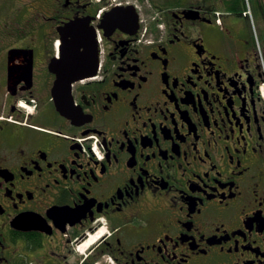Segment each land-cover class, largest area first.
Here are the masks:
<instances>
[{"label": "flooded vegetation", "instance_id": "1", "mask_svg": "<svg viewBox=\"0 0 264 264\" xmlns=\"http://www.w3.org/2000/svg\"><path fill=\"white\" fill-rule=\"evenodd\" d=\"M35 2L0 40V264H264V0H182L153 39L104 19L124 0Z\"/></svg>", "mask_w": 264, "mask_h": 264}, {"label": "water", "instance_id": "2", "mask_svg": "<svg viewBox=\"0 0 264 264\" xmlns=\"http://www.w3.org/2000/svg\"><path fill=\"white\" fill-rule=\"evenodd\" d=\"M127 9H129V11L132 13L136 11L132 5L127 6ZM119 15L120 14L119 11H117V8H113L106 13L105 20L108 21L112 17H119ZM120 22L122 21L120 20L119 23ZM80 23H82L80 19H73L58 27L60 33L62 34V39L64 40L65 45L62 47V57L56 59V62H54L52 65V69L57 73V79L55 80V85L53 88L57 109L62 114L73 119L76 117V114L72 108L71 84L79 78L94 75L98 67L97 58L96 61L93 60L90 62V70L87 72L81 71L78 68L81 65L78 61L73 62L71 60L75 55V50L77 57V51L79 47L84 44V42L80 40L79 37H74L77 33H79L78 31L81 30L78 27ZM67 35L71 36L72 38L67 39ZM15 51L16 49H11L9 54L13 55L15 54Z\"/></svg>", "mask_w": 264, "mask_h": 264}, {"label": "rangeland", "instance_id": "3", "mask_svg": "<svg viewBox=\"0 0 264 264\" xmlns=\"http://www.w3.org/2000/svg\"><path fill=\"white\" fill-rule=\"evenodd\" d=\"M182 0H141L139 4L142 6L144 12L146 29L151 26V22L156 20L157 14L164 15L165 8L168 6L174 7L177 4H181ZM35 0H0V40L6 42H12L15 39V34L20 33L21 27L27 26V17L31 15L29 8L35 10ZM29 7V8H28ZM22 14V16H17ZM155 13V14H154ZM8 23L12 24V27H8ZM35 23L39 24L40 21ZM160 27H163L160 24ZM10 32H13L11 35ZM262 94L264 95V85L261 86ZM93 144L96 147L97 139L93 140ZM100 155V154H99Z\"/></svg>", "mask_w": 264, "mask_h": 264}, {"label": "trees", "instance_id": "4", "mask_svg": "<svg viewBox=\"0 0 264 264\" xmlns=\"http://www.w3.org/2000/svg\"><path fill=\"white\" fill-rule=\"evenodd\" d=\"M17 16H18V17H19V16H22V14H21V15H19V13H18V15H17ZM8 27H12V24H11V23H8ZM10 34L12 35V34H13V32H10ZM17 34H19V32H18V33H16V34H15V36H16Z\"/></svg>", "mask_w": 264, "mask_h": 264}, {"label": "bare ground", "instance_id": "5", "mask_svg": "<svg viewBox=\"0 0 264 264\" xmlns=\"http://www.w3.org/2000/svg\"><path fill=\"white\" fill-rule=\"evenodd\" d=\"M81 31H83V32H85L86 30H84V29H81ZM88 31V30H87ZM144 35H142V37H143ZM79 58V56H77L76 57V60ZM73 62H74V60H73Z\"/></svg>", "mask_w": 264, "mask_h": 264}]
</instances>
